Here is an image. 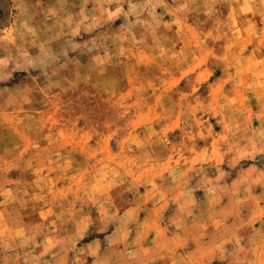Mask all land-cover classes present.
<instances>
[{
  "label": "clouds",
  "instance_id": "obj_1",
  "mask_svg": "<svg viewBox=\"0 0 264 264\" xmlns=\"http://www.w3.org/2000/svg\"><path fill=\"white\" fill-rule=\"evenodd\" d=\"M133 49L171 99L138 131L117 113L111 158L37 136L0 164V264H264V0H0V111L84 102Z\"/></svg>",
  "mask_w": 264,
  "mask_h": 264
},
{
  "label": "rangeland",
  "instance_id": "obj_2",
  "mask_svg": "<svg viewBox=\"0 0 264 264\" xmlns=\"http://www.w3.org/2000/svg\"><path fill=\"white\" fill-rule=\"evenodd\" d=\"M169 36L175 43L177 38ZM176 47H183V41ZM175 72L171 65L158 61L153 53L133 49L122 57L121 63L109 68L105 77L107 83H99L95 77H89L87 87L91 96L84 102L74 101L71 90L63 92L60 103L50 102L48 97L38 94L32 106L34 123L31 124L24 121L23 114L15 116L10 111H0V164L6 166L11 156H27L33 151L32 142L37 136L45 138L41 147H47L48 137L58 138L61 149L72 150L74 142V162L81 166L95 155L111 158L113 152L108 138L115 130L117 113L130 117L132 129L140 130L149 117L159 114L160 105L171 99L170 89L180 82L179 73L170 77V73ZM25 124L28 126H23ZM37 124L38 127L35 126ZM98 144L100 152L93 153L91 149ZM158 154H166L168 162L174 159L170 151L160 150ZM18 176V172L10 170L0 179L15 180ZM51 176H56L55 170H52ZM54 183L59 188L64 181ZM141 194L148 199L143 189ZM109 195L118 199L113 192ZM40 211L39 207L35 213L29 209L28 214L38 217Z\"/></svg>",
  "mask_w": 264,
  "mask_h": 264
}]
</instances>
